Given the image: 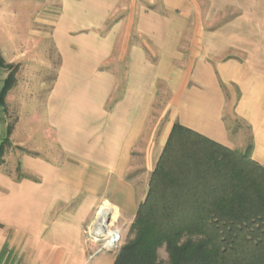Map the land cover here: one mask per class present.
<instances>
[{"label":"crops","instance_id":"0c3cea01","mask_svg":"<svg viewBox=\"0 0 264 264\" xmlns=\"http://www.w3.org/2000/svg\"><path fill=\"white\" fill-rule=\"evenodd\" d=\"M153 1L59 0L55 21L28 15L34 40L16 55L28 48L47 64L55 52L58 65L13 127L9 94L0 103V144L23 148L20 176L0 163V264H113L118 249H102L88 231L101 210L109 228L131 225L174 122L237 150L228 122L240 121L250 158L264 166V0H204L210 12L235 11L214 27L192 17L189 0L147 8ZM52 2L0 0V12ZM5 77L0 67V91ZM165 101L156 144L150 117Z\"/></svg>","mask_w":264,"mask_h":264},{"label":"trees","instance_id":"16d2710c","mask_svg":"<svg viewBox=\"0 0 264 264\" xmlns=\"http://www.w3.org/2000/svg\"><path fill=\"white\" fill-rule=\"evenodd\" d=\"M11 82L9 74L1 104ZM6 144L7 137L0 163ZM249 150L174 122L130 225L131 238L113 264H264V166ZM160 248L166 263L158 259Z\"/></svg>","mask_w":264,"mask_h":264},{"label":"rangeland","instance_id":"374dc122","mask_svg":"<svg viewBox=\"0 0 264 264\" xmlns=\"http://www.w3.org/2000/svg\"><path fill=\"white\" fill-rule=\"evenodd\" d=\"M45 0H42L44 3ZM144 0H134L136 4H141ZM189 7L192 10V17H196L197 19H201L204 21L205 18L212 19V26L221 22L225 18L230 17L235 12L233 9H226L223 11H216L213 9L211 12L207 9L204 0H189ZM42 8L35 10H5L0 12V16H3L2 23L0 25V67L5 70L6 77L11 74L12 82L11 86L5 94L4 100L9 94L8 105H9V124L10 127L14 125L20 115H27L30 108V101L34 103V101H41L44 97V94L48 91L47 89L39 90L36 86L39 82H44L47 88L49 84L52 82L54 78V71L56 66L58 65V57L55 52L51 53L50 57L47 58V64H43L45 58H36L34 51H28V48H25L27 54L24 57H18V50L20 46H27L28 39L34 40V36L29 35V26H28V15L33 14V16L37 15L39 17L40 14H44L45 12L50 13L54 21L59 15V0H53L51 10H44ZM159 0H154L150 6L147 8H159ZM2 19V17H1ZM17 23V26L14 29L13 24ZM209 23V22H208ZM20 24V25H19ZM211 27V26H206ZM38 28L35 27V29ZM205 27L191 26L190 29L192 33H198V29ZM13 36H16V43L14 44ZM30 36V37H29ZM2 38H4L5 42H3ZM188 37L184 38V43L182 49L188 52ZM34 45L33 43H31ZM20 45V46H19ZM187 45V46H186ZM3 53L6 57L3 56ZM41 65H47V68H43ZM51 69V70H50ZM5 77V78H6ZM169 118V113L167 111L166 101L163 104H160L155 108L150 117L149 123V134H150V142L160 144V131L162 129L163 124H166ZM228 127L230 134L236 137L238 143V149L243 151L245 147L249 143V129L248 127L240 121L236 122H228ZM154 133V138L151 139L152 134ZM158 147V146H156ZM158 149V148H157ZM23 150L20 146L12 145L9 140V145L6 144L5 153H7L6 160H2L4 164H6L7 168H10L15 176L19 174V162H18V153ZM155 155L152 156L151 162L154 163ZM4 157V156H3ZM4 159V158H3ZM144 171V170H143ZM148 171V170H147ZM152 172V171H151ZM150 178V175L147 176ZM149 181V180H148ZM146 182V181H145ZM144 188V186H143ZM117 219V218H116ZM115 219V220H116ZM113 220V219H112ZM112 221L113 223H117L116 221ZM119 222V221H118ZM112 223V224H113ZM119 226V227H118ZM117 227H112L110 225V230L115 229L119 230L121 236V244H124L129 238H131V234L129 232V227L126 228L125 232L122 230L126 225H118ZM94 227V226H93ZM93 227L88 231V236L94 237L98 240L99 244H103L104 240L94 235L92 232ZM124 232V233H122ZM158 259L166 263L168 260L167 253L164 248H160L158 250Z\"/></svg>","mask_w":264,"mask_h":264},{"label":"bare ground","instance_id":"6f19581e","mask_svg":"<svg viewBox=\"0 0 264 264\" xmlns=\"http://www.w3.org/2000/svg\"><path fill=\"white\" fill-rule=\"evenodd\" d=\"M107 220H108L107 210H101L100 217H98L97 221L94 224V228L92 230L95 236L102 237V236H110L111 234H113L110 228L108 227Z\"/></svg>","mask_w":264,"mask_h":264},{"label":"built area","instance_id":"2783aa9c","mask_svg":"<svg viewBox=\"0 0 264 264\" xmlns=\"http://www.w3.org/2000/svg\"><path fill=\"white\" fill-rule=\"evenodd\" d=\"M94 228V227H93ZM111 234L110 236H102L99 238H102L104 240V243L101 245V248H107V249H118L121 244V236L119 230H113L111 229Z\"/></svg>","mask_w":264,"mask_h":264},{"label":"water","instance_id":"95a60500","mask_svg":"<svg viewBox=\"0 0 264 264\" xmlns=\"http://www.w3.org/2000/svg\"><path fill=\"white\" fill-rule=\"evenodd\" d=\"M109 221H110V217H108V220H107V222L109 223Z\"/></svg>","mask_w":264,"mask_h":264}]
</instances>
